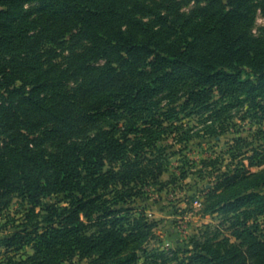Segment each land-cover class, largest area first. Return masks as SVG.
<instances>
[{
  "label": "trees",
  "instance_id": "obj_1",
  "mask_svg": "<svg viewBox=\"0 0 264 264\" xmlns=\"http://www.w3.org/2000/svg\"><path fill=\"white\" fill-rule=\"evenodd\" d=\"M259 12L264 0H0V215L24 208L0 264H155L154 223L132 206L169 173L158 143L174 115L209 114L213 131L247 109L264 124ZM252 152L217 184L232 193L209 210L223 228L177 264H264V152Z\"/></svg>",
  "mask_w": 264,
  "mask_h": 264
},
{
  "label": "rangeland",
  "instance_id": "obj_2",
  "mask_svg": "<svg viewBox=\"0 0 264 264\" xmlns=\"http://www.w3.org/2000/svg\"><path fill=\"white\" fill-rule=\"evenodd\" d=\"M194 5L191 1L183 10L189 11ZM262 28L264 17L259 12L253 31L259 35ZM166 104L167 100H162L161 106L165 110ZM246 110L235 109L221 114L213 131L209 129L213 123L209 114L187 115L180 111L174 115L179 121L174 120V127L158 143L163 149V159L169 162V173L158 182L145 186L143 195L132 206L137 216L144 211L154 223L147 250L163 254L154 258L155 264H177L176 258L186 257V251L192 249L193 238H203L209 225L223 228L222 214H211L209 210L232 193L224 187L218 190V182L224 180V175L247 169V157L253 155V148L264 152V124L252 123ZM165 122L166 126L171 124ZM240 137L247 142H235ZM260 169L251 168L254 172ZM255 180L258 179L253 177L244 181L241 189L253 186ZM23 217L24 208L18 201L0 215V241L17 230ZM260 221L264 226V216ZM5 251L0 244V261L5 259ZM25 251L33 254L30 248ZM65 264H91V261L75 260Z\"/></svg>",
  "mask_w": 264,
  "mask_h": 264
}]
</instances>
